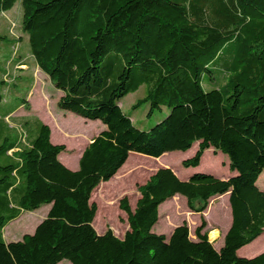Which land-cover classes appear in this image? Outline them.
Returning <instances> with one entry per match:
<instances>
[{"label": "trees", "instance_id": "trees-1", "mask_svg": "<svg viewBox=\"0 0 264 264\" xmlns=\"http://www.w3.org/2000/svg\"><path fill=\"white\" fill-rule=\"evenodd\" d=\"M16 2L34 63L62 92L56 106L105 129L72 171L57 159L65 147L50 143L47 125L36 119L29 141L22 120L14 140L8 114L0 117V264H264V251L237 255L264 233V191L257 186L264 172V0H0V13ZM143 84L147 95L134 108L168 109L147 131L119 107ZM194 144L182 167H198L211 148L235 175L196 173L182 181L159 168L136 186L133 210L127 198L119 201L128 224L123 237L109 228L95 232L91 194L131 153L158 162ZM226 193L231 222L218 250L202 216L195 240L186 222L169 237L152 231L165 201L181 196L190 212L202 214ZM43 206L49 210L32 234L4 242L7 223Z\"/></svg>", "mask_w": 264, "mask_h": 264}, {"label": "rangeland", "instance_id": "rangeland-1", "mask_svg": "<svg viewBox=\"0 0 264 264\" xmlns=\"http://www.w3.org/2000/svg\"><path fill=\"white\" fill-rule=\"evenodd\" d=\"M21 18L22 12L19 2H16L10 11L0 13V36L5 38L4 40H0V78L5 68L6 72L2 76L5 83H10L13 77L18 74L17 69L22 68V66L17 65L14 67L12 66L13 69L11 70L12 60L17 52L16 43L22 38L24 41L19 44V53H23L24 57L29 59V62H27L34 65L32 62L33 60H30L28 57V41L26 34L21 30ZM12 38H15V45H11L10 39ZM7 58L10 60L6 61ZM5 63L6 66L4 67ZM29 72L30 76L18 78V80L15 81L14 86L9 88V90H7L8 86L5 88L0 85V94L3 96V100L0 102V117L3 118V116L9 113L10 115L14 113L11 119H8V126L11 128L14 140L18 139L19 133H22L20 121L18 120L21 116H24V119L22 120H25L28 123V140L30 141L36 136L37 126L36 115L34 112L38 110L37 107L40 105V97L38 95L41 88L40 84L44 82L42 89L47 92L49 97H52L51 100H53L56 93H58V90L52 87L47 75L42 71L38 72L36 68H31ZM32 84L33 88L36 87L37 92L31 98L32 109L31 112L28 113V109L25 107L23 100H25L26 93ZM147 91L148 86L143 84L135 92L121 98L119 102V107L123 114L130 119L132 125L136 129L142 131L149 130L168 114V109L165 107H162L159 111L155 110L150 113V106L148 103H141L134 108V105L138 101L145 98ZM20 104H23L25 108H23L24 111L21 110L18 112L16 111V108ZM49 108L51 112L61 111L64 113V111L60 110L55 103H51ZM49 117L51 116L49 115ZM65 121L68 120L66 119ZM95 122L97 124H95ZM89 123L91 132H94L98 127L102 130L105 129V126L99 120H89ZM196 148L197 144H194L191 149L185 152L175 151L166 153L157 159L158 162H154V158L131 153L128 163L126 165L124 164L120 168L121 170L117 172L110 181L101 183L93 190L91 201L94 202L97 207L95 218L92 222L95 232H100L102 228H109L114 235H123L128 230V224L126 214L119 209V201L124 197L127 198L130 209L133 210L139 197L136 186L145 183V181L159 168H169L180 177L201 173L211 175L218 179L223 177L224 179L227 176L232 175L227 167V157L221 152L213 153V149L211 148L204 151L205 153L202 162L198 167H182L180 165L181 161L191 158ZM257 181L258 188L264 191V172L259 176ZM46 207L47 206H44L36 211L26 212L22 217L36 221L40 218L39 216L42 215ZM201 216L206 221L207 226L205 231H208V239L213 243V247L216 249L218 244L222 243V241L219 242L215 241V239H211L209 233L216 229L219 231L221 237L228 226L230 210L225 195L212 198L202 214L190 212L186 206L185 199L181 196H175L159 206L158 221L154 225L152 231L155 234H163L165 237H168L170 232H172L176 226L186 222L190 238L195 240L193 231L199 225ZM11 227H13V224L7 223L3 228L6 240H8L6 233L10 232L9 228ZM22 227L23 223H19L18 229L14 231L15 236L18 237L20 234H30V231H25ZM10 234L11 233H9V235ZM252 243L253 244L250 243L239 249L241 250L240 254H247L252 252L255 248L258 249L262 243H264V233ZM59 264H69V262L63 260Z\"/></svg>", "mask_w": 264, "mask_h": 264}, {"label": "crops", "instance_id": "crops-1", "mask_svg": "<svg viewBox=\"0 0 264 264\" xmlns=\"http://www.w3.org/2000/svg\"><path fill=\"white\" fill-rule=\"evenodd\" d=\"M22 41H24L23 38L20 41H17V43H16L17 44V52H16L15 57L12 60L11 70L13 69L14 66H17V65L22 66V68L17 69V73L18 74H16V76L13 77V79H12V81L10 83H5V85H3V87H5V88L8 86L7 90H9V88L14 86V83H15V81L18 80V78L30 76V72L29 71H30L31 68H33V69L36 68V70L38 72H40L39 68L34 63V60L31 57L30 53H29L28 57L30 58V60H33L32 62H33L34 65H31L30 63H28L29 59H26V57H24L23 53H21V52L19 53V44ZM9 60L10 59L7 58L6 61H9ZM5 66H6V63L4 65V67ZM5 72L6 71H5V68H4V70H3L2 74H1V79H2V76L5 74ZM39 74H38V76H39ZM43 83L44 82H42L41 84L39 83L40 86H41V88L39 90V94H38L39 97H40V102H39L40 105L37 107L38 110L34 112L35 115H36V119L49 127V130H50L49 140H50L51 144H53V145H63L65 147V150L63 152H61L57 156V159L59 160V162L62 165H64L67 169L75 171V170L78 169V161H79V158H80L82 152L91 143V140L102 131V129L98 127V128L95 129L94 132H91L90 131L89 120L84 119V118H82L80 116H77V115H75V114H73L71 112H65V111H64V113L61 112V111L51 112L50 108H49L50 104L51 103H55L56 104L58 99L62 96V92H60L58 90V93H56V95L54 96L53 100H51L52 97H49L47 92L44 89H42ZM36 92H37L36 87L33 88V84H32L31 87L28 89V91L26 93L24 101H25V105L28 106V113H30L31 109H32L31 108V98ZM23 108H25L23 106V104H20L16 108L17 109L16 111L19 112V111L23 110ZM13 114L10 115V113H9L6 119L7 120L11 119ZM49 115L51 117H49ZM22 119H24V116L19 117L18 120L22 121ZM66 119L68 121H65ZM95 124H97V123L95 122ZM204 153L201 156L199 165L202 162ZM162 168H165V167H162ZM120 170L121 169H119L118 172ZM230 174H232V175L231 176H227L224 179H223V177H221L220 179L225 180V179H228V178H230V177L235 175L234 172H232ZM176 176H177L178 179H180L182 181H185V180H187L190 177V176L180 177L179 175H176ZM257 183H258V181H257ZM92 195H93V192L91 194L90 201L92 200ZM225 196H226L227 205H228V193H226ZM43 207H41V208H43ZM228 207H229V205H228ZM48 210H49V206H47L44 209V212L42 213L41 216H39L40 218L38 220H36V221H32L31 219H27L26 217H22L26 212H21L16 219H14V220L9 222V224H13V227L9 228V231H10L9 233H11L10 235H9V233H6V236H7L8 240L5 239V235H4L3 231H2V237H3L4 242L8 243V242L19 241V240H21L23 235H26V234H20V236H18V237L15 236L14 231L16 229H18L19 223L20 224L23 223V227L22 228H24L25 231H27V230L30 231V234H32L34 229H35V227L39 224V222L42 219L45 218ZM230 222H231V217H230L228 226L225 229L224 233L221 235V237L219 235V231L218 230H216V229L212 230V231L216 232L215 241H219V242L222 241V243L218 244V247L216 248V250H218L222 246L223 237H224L226 231L228 230V228L230 226ZM105 231H106V229L102 228V230L100 232H97V234L101 235ZM170 234H171V232H170ZM123 235H121V236L120 235H115V236L118 237V238H122ZM251 244H253V243H251ZM262 246H264V243H262V245L259 247L260 249L259 248L258 249L255 248L252 252L247 253V254H244V253L240 254L241 250H238L237 251V255H240V257H243V258H252V257H254V256H256V255H258V254H260V253H262L264 251V247H262Z\"/></svg>", "mask_w": 264, "mask_h": 264}, {"label": "bare ground", "instance_id": "bare-ground-1", "mask_svg": "<svg viewBox=\"0 0 264 264\" xmlns=\"http://www.w3.org/2000/svg\"><path fill=\"white\" fill-rule=\"evenodd\" d=\"M209 236L211 239H215L216 238V232L215 231L210 232Z\"/></svg>", "mask_w": 264, "mask_h": 264}]
</instances>
